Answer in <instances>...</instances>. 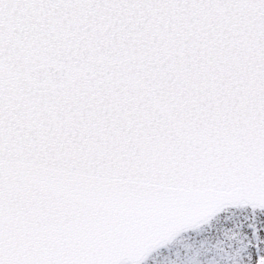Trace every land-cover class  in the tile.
Returning a JSON list of instances; mask_svg holds the SVG:
<instances>
[{
  "label": "snow or ice",
  "instance_id": "snow-or-ice-1",
  "mask_svg": "<svg viewBox=\"0 0 264 264\" xmlns=\"http://www.w3.org/2000/svg\"><path fill=\"white\" fill-rule=\"evenodd\" d=\"M0 264H264V0H0Z\"/></svg>",
  "mask_w": 264,
  "mask_h": 264
}]
</instances>
